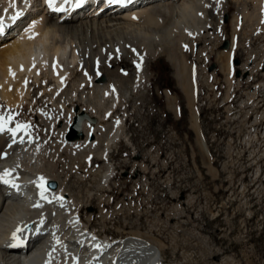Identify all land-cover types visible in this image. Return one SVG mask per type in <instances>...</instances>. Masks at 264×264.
<instances>
[{"label":"rangeland","instance_id":"rangeland-1","mask_svg":"<svg viewBox=\"0 0 264 264\" xmlns=\"http://www.w3.org/2000/svg\"><path fill=\"white\" fill-rule=\"evenodd\" d=\"M227 5L228 22L217 35L210 30V41L164 45L173 56L151 61L141 101L118 106L107 118L99 112L107 133L118 120L124 133L109 155L114 174L107 184L95 173L103 164L97 158L87 165L58 155L54 163V176L75 196L86 201L92 194L83 218L96 232L115 240L152 237L171 264H264V0ZM225 40L227 51L221 49ZM183 65L196 84L190 103L178 87ZM118 66L127 76L135 69L126 61ZM239 70L247 78H236ZM45 81L44 75L37 83L29 80L27 104L8 114L52 150L69 116L40 97ZM68 81L71 88L74 81ZM56 117L62 123L52 129Z\"/></svg>","mask_w":264,"mask_h":264},{"label":"bare ground","instance_id":"bare-ground-1","mask_svg":"<svg viewBox=\"0 0 264 264\" xmlns=\"http://www.w3.org/2000/svg\"><path fill=\"white\" fill-rule=\"evenodd\" d=\"M20 1L0 0V36L4 34L0 37V117L7 120L9 110L23 107L30 97L28 81L37 83L44 75L40 97L52 109L68 112L69 122L57 133L59 139L52 143V150L33 134L31 126L12 117L0 131V176L7 170L4 179L9 181L0 182V264H171L162 257L161 243L152 237L136 233L115 240L96 232L83 218L84 207L94 200L92 194L87 193L86 201L75 196L66 181L54 176V163L58 155L86 159L87 165L92 157L97 158L103 164L95 173L107 184L114 174L108 158L124 133L116 127L122 125L119 120L107 133L99 112L107 118L118 106L141 101L140 92L151 81V61L164 54L173 56H168L164 45L210 41V30L217 35L224 26L228 0H155L109 14L85 12L88 0H72L65 13L37 12L25 18ZM122 61L135 65L130 76L118 66ZM77 70L83 72L77 75ZM177 76L178 87L190 103L196 84L185 65ZM68 80L74 81L71 88ZM166 97L172 105L175 99L167 91ZM78 101L92 113L79 109ZM76 110L96 123L85 120L82 137L68 141L65 136ZM52 122L53 129L62 120L56 117ZM22 233H27L22 251L4 246L5 238ZM39 235L42 241L32 242ZM24 252L29 254L21 259Z\"/></svg>","mask_w":264,"mask_h":264},{"label":"water","instance_id":"water-1","mask_svg":"<svg viewBox=\"0 0 264 264\" xmlns=\"http://www.w3.org/2000/svg\"><path fill=\"white\" fill-rule=\"evenodd\" d=\"M228 22V16H224L223 18V23H227ZM229 41L225 40L223 42L222 45V50H228L229 49ZM233 64L235 66H239L240 62L239 60H234ZM215 64H213L211 66V68L209 69V71H212L215 69ZM236 78H247V73L244 72L243 74L241 73V71H237L235 74ZM76 112V116L73 118V123L72 125L69 127V131L68 134L66 136V140L68 141H76L78 139H80L82 137V126L85 120H87L89 123H96V120L94 118L89 117L88 115H86L85 113H78V110L75 111ZM127 175V174H126ZM137 173H134V176H136Z\"/></svg>","mask_w":264,"mask_h":264},{"label":"snow or ice","instance_id":"snow-or-ice-1","mask_svg":"<svg viewBox=\"0 0 264 264\" xmlns=\"http://www.w3.org/2000/svg\"><path fill=\"white\" fill-rule=\"evenodd\" d=\"M47 2H48V4L51 6V5L54 3V0H47ZM80 2L82 3L83 0H80ZM112 2H120V0H109V3H112ZM54 10H55V9H54ZM2 28H3V24H2V22H0V30H2ZM11 119H12L11 117H8L7 120H5L4 117H0V131H3V130H4V128H5V124H6L7 122H9ZM9 131H12V129H9ZM7 175H8V172H7V170H6V171L3 173V175L0 176V182H2V183H9L8 180L4 179V177L7 176ZM41 179H42V178H41ZM41 195H43V193H41ZM14 236H15V234H14Z\"/></svg>","mask_w":264,"mask_h":264}]
</instances>
